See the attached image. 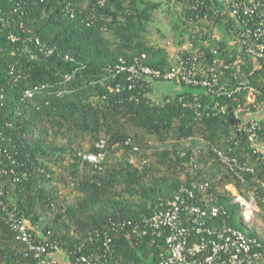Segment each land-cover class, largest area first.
<instances>
[{
    "label": "trees",
    "instance_id": "16d2710c",
    "mask_svg": "<svg viewBox=\"0 0 264 264\" xmlns=\"http://www.w3.org/2000/svg\"><path fill=\"white\" fill-rule=\"evenodd\" d=\"M172 4L182 6L180 47L190 30L192 52L201 49L215 58L212 49L219 46L220 56L227 54L232 26L221 18L219 4L210 0H0L5 22H0V200L37 234L57 242L62 262L82 264L81 255L103 256L105 240L111 238L110 251L99 264H159L162 241L139 237L134 228L162 210L180 188L204 181L211 183L215 201L229 211L227 219L218 220L220 225L242 230L227 189L228 183H235V191L240 184L215 149L232 150L264 179V162L229 141L233 117L208 115L203 108L224 105L225 98L185 84L177 92L176 82L133 83L127 73H117L121 59L162 72L172 67L166 48L146 42L154 14ZM202 20L219 30L220 43L207 35L202 38L210 41L209 47L199 41L194 29ZM246 61L243 80L264 87V65L253 58ZM158 83L173 91L156 97ZM182 96H199L202 107L184 106ZM131 131L142 136L131 137ZM198 136L206 142L198 154L180 147ZM86 138L92 145L85 153H96L102 139L108 143L102 171L79 156L77 144ZM149 138L178 144L172 151L146 155L142 141ZM128 140L132 144L127 146ZM116 143L121 146L112 148ZM135 147L138 161L145 159L137 168L129 164ZM118 150L125 159L106 169L108 154ZM57 164L68 165L70 185L77 192L72 204L53 187ZM161 169L168 176L148 180L149 172ZM260 206L264 221V202ZM5 217L0 207V264H36L24 255Z\"/></svg>",
    "mask_w": 264,
    "mask_h": 264
},
{
    "label": "built area",
    "instance_id": "2783aa9c",
    "mask_svg": "<svg viewBox=\"0 0 264 264\" xmlns=\"http://www.w3.org/2000/svg\"><path fill=\"white\" fill-rule=\"evenodd\" d=\"M210 1L219 4L221 18L232 26L227 54L220 56L219 46L212 49L215 58L201 49L192 52L194 45L190 41L191 51H182L183 54L166 72L150 68L138 60L129 64L121 59L116 68L117 73H127L133 83L155 80L176 82L225 98L224 105L217 102L206 104L203 108L209 111L208 115L232 116L234 123L229 141L242 145L244 151L249 149L258 161L264 162V152L260 149L264 145V87L249 85L243 80L244 68L248 65L246 59L253 58L264 65V0ZM0 22H4L1 15ZM197 32L205 48L211 45L210 41L203 40L206 35L216 43L222 41V34L217 28L205 33ZM11 38L16 40L15 35H11ZM187 52L192 53L185 56ZM190 99V96H182L179 102L190 108L202 107L199 96H195L191 102ZM125 144L128 146L132 142L128 140ZM120 146L121 143H116L112 148ZM96 148V153L80 152L79 156L102 171L108 153L107 141L102 139ZM137 151L139 148L135 147L129 159V164L135 168L145 164V159L138 161L134 154ZM231 151L214 150L220 163L240 184L239 190L235 191V186L230 184L227 189L232 193V204L239 210L238 219L242 230L220 225L218 220L227 219L229 211L215 201L210 182L183 186L162 210L143 219L142 225L133 230L139 237L151 235L156 243L162 241V245L158 244L159 264H264V235L262 227L258 225V218L262 214L260 203L264 202L261 198L264 179L257 174L253 165L241 161ZM0 207L5 211L4 221L16 234V240L23 244L26 257L33 259L36 264H65L57 257L61 253L57 242L37 234L36 228L19 217L15 210L6 209L2 200ZM111 244L112 239L107 238L103 256L81 255L78 262L99 264L102 258H106Z\"/></svg>",
    "mask_w": 264,
    "mask_h": 264
},
{
    "label": "rangeland",
    "instance_id": "374dc122",
    "mask_svg": "<svg viewBox=\"0 0 264 264\" xmlns=\"http://www.w3.org/2000/svg\"><path fill=\"white\" fill-rule=\"evenodd\" d=\"M155 1H164V0H155ZM182 6L172 4L171 7L167 8L164 7L160 11L156 12L154 14V19L152 23L148 27V32L146 35V42L149 45L153 46H160L167 49V51L170 54V58L172 61V64L174 65L176 63V60L178 56L182 53V51H185L187 49L190 50L191 44H190V30L188 31L185 39V44L180 47L178 45V36H179V27L181 25L182 20ZM179 26V27H177ZM212 24L209 21L202 20L200 21V24H198L194 30H199L202 33H205L207 31H210ZM221 36V35H220ZM165 83H158L155 87L154 95L156 97H160L164 93H170V91H173L172 89H167L165 86ZM177 92L178 91H184L186 87H182V85H176ZM134 135L142 136L140 132L131 131V137H134ZM194 141H184L180 143V147L187 148V149H193V153L198 154L200 152V147L206 144V142L201 137H197L193 139ZM194 142H196V146L193 145ZM143 150L146 155L152 154L153 152L157 151H163L165 149L172 151L178 143L174 141H168L165 143H159L155 140L149 138L147 140H143ZM92 145V141L90 138L82 139L78 144L77 148L80 149L82 152H86L90 149ZM125 159L123 155V150L113 151L108 154L107 157V164L106 169L109 166L116 165L121 160ZM56 169V175L58 180L55 181V184L53 185L54 188H56L59 192L60 198L63 199L67 204H72L76 201L77 192L74 190V188L70 185V176H68V165L64 164H57L54 166ZM189 168H187L188 170ZM168 176L166 171L164 169L158 170L156 172H149L148 174V180H154V179H161L163 177ZM183 179H186L187 175L181 176ZM233 185L235 183H228V185ZM264 221L260 217L258 218V225L262 227V235H264Z\"/></svg>",
    "mask_w": 264,
    "mask_h": 264
},
{
    "label": "crops",
    "instance_id": "0c3cea01",
    "mask_svg": "<svg viewBox=\"0 0 264 264\" xmlns=\"http://www.w3.org/2000/svg\"><path fill=\"white\" fill-rule=\"evenodd\" d=\"M260 149H261V151L264 152V145H261V146H260ZM57 257H58L59 259H62V258H63V256H62L61 253L57 254ZM65 264H68L67 261H65Z\"/></svg>",
    "mask_w": 264,
    "mask_h": 264
}]
</instances>
